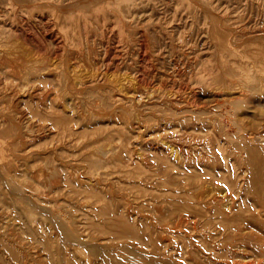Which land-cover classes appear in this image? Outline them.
<instances>
[{
	"label": "rangeland",
	"instance_id": "1",
	"mask_svg": "<svg viewBox=\"0 0 264 264\" xmlns=\"http://www.w3.org/2000/svg\"><path fill=\"white\" fill-rule=\"evenodd\" d=\"M0 264H264V0H0Z\"/></svg>",
	"mask_w": 264,
	"mask_h": 264
},
{
	"label": "bare ground",
	"instance_id": "2",
	"mask_svg": "<svg viewBox=\"0 0 264 264\" xmlns=\"http://www.w3.org/2000/svg\"><path fill=\"white\" fill-rule=\"evenodd\" d=\"M46 80V79H45ZM50 80V79H49ZM65 85V84H64ZM83 87V86H82ZM85 88V87H84ZM105 89V88H104ZM119 89V88H118ZM121 89V88H120ZM83 90V89H82ZM88 90V89H87ZM80 91V90H79ZM81 92V91H80ZM115 92V91H114ZM165 92V91H164ZM126 93V92H125ZM146 93V92H145ZM157 93V92H156ZM233 93V92H232ZM121 95V94H120ZM148 95H149V93H148ZM162 95V94H161ZM170 95V94H169ZM122 96V95H121ZM127 96V95H126ZM172 96V95H171ZM174 96V95H173ZM124 97V96H123ZM161 97V96H160ZM167 97V96H166ZM49 98V97H48ZM127 98V97H126ZM133 98V97H132ZM183 98V97H182ZM185 98V97H184ZM183 98V99H184ZM145 99V98H144ZM144 99H143V101H144ZM174 100V99H173ZM186 100V99H185ZM127 101V100H126ZM148 101V100H147ZM151 101H153V100H151ZM150 101V102H151ZM129 102V101H128ZM143 103V102H142ZM128 104V103H127ZM134 105V104H133ZM68 106V105H67ZM138 106V105H137ZM239 107V106H238ZM56 108V107H55ZM173 112V111H172ZM61 113H62V111H61ZM143 115V114H142ZM64 117V116H63ZM66 117V116H65ZM64 117V118H65ZM129 117V116H128ZM166 117V116H165ZM132 118V117H131ZM136 118V117H135ZM157 120V119H156ZM179 120V119H178ZM137 121V120H136ZM63 122H64V119H63ZM77 122V121H76ZM159 122V121H158ZM162 122V121H161ZM172 122V121H171ZM67 123H68V121H67ZM160 123V122H159ZM177 124H178V122H177ZM75 125H76V123H75ZM156 125V124H155ZM54 126V125H53ZM178 127V126H177ZM138 129V128H137ZM171 131V130H170ZM176 131V130H175ZM140 132H141V130H140ZM139 132V133H140ZM178 133V132H177ZM160 134V133H159ZM173 134V133H172ZM238 135H239V133H238ZM176 136H177V134H176ZM179 136H181V135H179ZM188 136V135H187ZM134 137H136V136H134ZM139 137V136H138ZM145 137V136H144ZM158 137V136H157ZM173 137H175V136H173ZM190 137V136H189ZM247 137V136H246ZM245 137V138H246ZM147 138V137H146ZM166 138V137H165ZM186 138V137H185ZM159 139V138H158ZM172 139V138H171ZM161 140V139H160ZM140 141H142V140H140ZM193 141H194V137H193ZM145 142V141H144ZM164 142V141H163ZM162 143V142H161ZM154 144V143H153ZM164 145V144H163ZM100 147V146H99ZM139 148V147H138ZM143 148V147H142ZM169 148V147H168ZM180 148V147H179ZM100 149V148H99ZM156 149V148H155ZM159 149V148H158ZM184 149V148H183ZM96 150V149H95ZM136 150V149H135ZM98 151V150H97ZM181 151V150H180ZM198 151V150H197ZM149 152V151H148ZM175 152V151H174ZM173 154V153H172ZM153 155V154H152ZM174 157H176L177 158V155H173ZM132 157V156H131ZM155 159V158H154ZM171 159H172V157H171ZM139 162V161H138ZM136 164V163H135ZM134 164V165H135ZM138 164V163H137ZM164 164V163H163ZM169 164V163H168ZM129 165V164H128ZM127 165H125V167H126ZM171 166V165H170ZM128 168V167H127ZM130 168H131V166H130ZM161 168V167H160ZM172 168H173V166H172ZM24 169V168H23ZM176 169V168H175ZM201 174V173H200ZM165 175V174H164ZM167 176V175H166ZM211 176V175H210ZM24 177V176H23ZM196 178H198V177H196ZM222 181V180H221ZM89 183V182H88ZM208 186V185H207ZM206 188H208V187H206ZM152 192V191H151ZM168 193V192H167ZM211 193H212V191H211ZM205 194V193H204ZM229 196V195H228ZM208 197V196H207ZM200 200V199H199ZM227 201H229V200H227ZM30 203V202H29ZM231 203V202H230ZM31 204V203H30ZM228 205V204H227ZM231 206V205H230ZM229 208V207H228ZM204 211V210H203ZM41 212V211H40ZM122 218H123V216H122ZM121 219V218H120ZM177 219V218H176ZM175 220V219H174ZM53 225V224H52ZM223 225V224H222ZM59 234V233H58ZM26 261V260H25Z\"/></svg>",
	"mask_w": 264,
	"mask_h": 264
}]
</instances>
